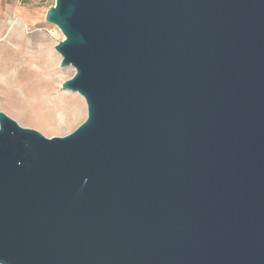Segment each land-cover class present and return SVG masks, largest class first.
Segmentation results:
<instances>
[{"label": "water", "instance_id": "1", "mask_svg": "<svg viewBox=\"0 0 264 264\" xmlns=\"http://www.w3.org/2000/svg\"><path fill=\"white\" fill-rule=\"evenodd\" d=\"M47 137L0 111V264H264V0H56Z\"/></svg>", "mask_w": 264, "mask_h": 264}, {"label": "rangeland", "instance_id": "2", "mask_svg": "<svg viewBox=\"0 0 264 264\" xmlns=\"http://www.w3.org/2000/svg\"><path fill=\"white\" fill-rule=\"evenodd\" d=\"M56 0H0V111L47 137L65 136L82 124L87 104L64 89L73 66H61V30L46 21Z\"/></svg>", "mask_w": 264, "mask_h": 264}]
</instances>
